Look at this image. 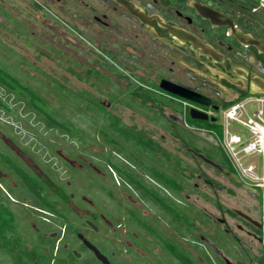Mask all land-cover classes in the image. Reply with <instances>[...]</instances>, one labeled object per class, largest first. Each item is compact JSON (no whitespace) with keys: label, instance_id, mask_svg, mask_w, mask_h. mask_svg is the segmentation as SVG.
Here are the masks:
<instances>
[{"label":"flooded vegetation","instance_id":"obj_1","mask_svg":"<svg viewBox=\"0 0 264 264\" xmlns=\"http://www.w3.org/2000/svg\"><path fill=\"white\" fill-rule=\"evenodd\" d=\"M0 89V264H264L209 127L264 94L263 0H0Z\"/></svg>","mask_w":264,"mask_h":264},{"label":"built area","instance_id":"obj_2","mask_svg":"<svg viewBox=\"0 0 264 264\" xmlns=\"http://www.w3.org/2000/svg\"><path fill=\"white\" fill-rule=\"evenodd\" d=\"M253 104L254 109L250 108ZM231 122L242 129L233 132ZM222 123V132L217 137L232 167L248 184L264 190V94L246 96L230 103L223 112ZM253 154L261 156L260 166L245 164L246 156Z\"/></svg>","mask_w":264,"mask_h":264},{"label":"rangeland","instance_id":"obj_3","mask_svg":"<svg viewBox=\"0 0 264 264\" xmlns=\"http://www.w3.org/2000/svg\"><path fill=\"white\" fill-rule=\"evenodd\" d=\"M0 91L4 93L3 89H0ZM254 105L255 104L250 105V108H252V109L256 108V106H254ZM222 117H223V114H222ZM222 117H221V123H220V128H219L221 130V132H222V129H223ZM230 129L233 132H239L242 129V127L240 125L236 124L235 122H231ZM221 132L219 131V134H221ZM261 161H262V158H261V156L259 154L248 155L245 158V164H255V165L258 164L260 166L261 165Z\"/></svg>","mask_w":264,"mask_h":264},{"label":"water","instance_id":"obj_4","mask_svg":"<svg viewBox=\"0 0 264 264\" xmlns=\"http://www.w3.org/2000/svg\"><path fill=\"white\" fill-rule=\"evenodd\" d=\"M170 90L174 91L175 93L177 94H180L181 96L183 97H187L189 98L191 101H199L198 100V97L192 93V94H189V93H183V92H179L178 90H175V89H172L170 88ZM253 95H256V94H253ZM193 111H195V109H193ZM193 117L194 118H207L206 116L204 115H197V114H193ZM93 249L95 250L97 256L105 263V264H110L109 260L96 248V247H93Z\"/></svg>","mask_w":264,"mask_h":264},{"label":"trees","instance_id":"obj_5","mask_svg":"<svg viewBox=\"0 0 264 264\" xmlns=\"http://www.w3.org/2000/svg\"><path fill=\"white\" fill-rule=\"evenodd\" d=\"M209 127H210V128H214V129H216V130H218V131L221 132V130L219 129V126L217 127V126H215V125H210Z\"/></svg>","mask_w":264,"mask_h":264},{"label":"crops","instance_id":"obj_6","mask_svg":"<svg viewBox=\"0 0 264 264\" xmlns=\"http://www.w3.org/2000/svg\"><path fill=\"white\" fill-rule=\"evenodd\" d=\"M212 133V132H211Z\"/></svg>","mask_w":264,"mask_h":264}]
</instances>
